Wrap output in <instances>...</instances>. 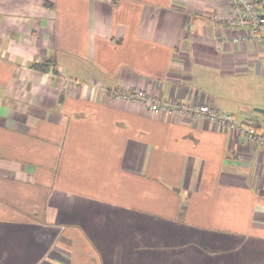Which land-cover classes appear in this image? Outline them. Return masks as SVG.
Wrapping results in <instances>:
<instances>
[{
  "label": "crops",
  "instance_id": "1",
  "mask_svg": "<svg viewBox=\"0 0 264 264\" xmlns=\"http://www.w3.org/2000/svg\"><path fill=\"white\" fill-rule=\"evenodd\" d=\"M214 15L223 0H0V264H264V149L113 96L263 129L264 43Z\"/></svg>",
  "mask_w": 264,
  "mask_h": 264
},
{
  "label": "built area",
  "instance_id": "2",
  "mask_svg": "<svg viewBox=\"0 0 264 264\" xmlns=\"http://www.w3.org/2000/svg\"><path fill=\"white\" fill-rule=\"evenodd\" d=\"M223 1L227 7V15L224 18L214 15L213 21L220 25L225 24L236 32L244 31L243 39L264 43V0ZM232 41L239 43L242 41V37L237 34ZM113 96L128 103L140 105L155 116L160 114L183 116L231 128L247 141L264 149V128L258 129L251 125L238 123L232 115L222 114L207 104L195 105L175 100L166 101L142 90L127 89L117 92Z\"/></svg>",
  "mask_w": 264,
  "mask_h": 264
},
{
  "label": "trees",
  "instance_id": "3",
  "mask_svg": "<svg viewBox=\"0 0 264 264\" xmlns=\"http://www.w3.org/2000/svg\"><path fill=\"white\" fill-rule=\"evenodd\" d=\"M52 64L51 61H48V62H43V63H39V64H33L31 66V68L37 70V71H40V72H46L50 65Z\"/></svg>",
  "mask_w": 264,
  "mask_h": 264
},
{
  "label": "water",
  "instance_id": "4",
  "mask_svg": "<svg viewBox=\"0 0 264 264\" xmlns=\"http://www.w3.org/2000/svg\"><path fill=\"white\" fill-rule=\"evenodd\" d=\"M254 110L257 111V112L264 113V110H261V109H254Z\"/></svg>",
  "mask_w": 264,
  "mask_h": 264
}]
</instances>
